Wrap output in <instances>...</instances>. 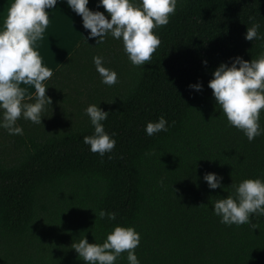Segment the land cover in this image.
Masks as SVG:
<instances>
[{"label": "trees", "instance_id": "1", "mask_svg": "<svg viewBox=\"0 0 264 264\" xmlns=\"http://www.w3.org/2000/svg\"><path fill=\"white\" fill-rule=\"evenodd\" d=\"M254 22L264 34V0H178L142 67L122 41L87 35L45 82L43 124L19 118L23 135L0 128V264H85L71 244L103 243L116 225L140 233L141 264H264V216L226 225L213 212L233 185L264 178V135L249 141L230 126L208 87L221 62L264 52V39H245ZM95 55L118 83L101 82ZM197 82L202 90L189 88ZM89 104L109 112L103 124L116 133L103 157L83 141L94 132ZM161 115L168 131L147 135ZM207 172L223 187L210 189ZM100 209L116 219L95 216ZM116 264H128L126 251Z\"/></svg>", "mask_w": 264, "mask_h": 264}, {"label": "clouds", "instance_id": "2", "mask_svg": "<svg viewBox=\"0 0 264 264\" xmlns=\"http://www.w3.org/2000/svg\"><path fill=\"white\" fill-rule=\"evenodd\" d=\"M57 3L58 0H10L6 12L0 13V128L10 135H23V128L17 124L21 117L43 124V113L52 104L46 94L49 84L45 82L53 76V70L44 65L35 45L49 25L48 10ZM66 4L82 17L84 29L90 30L88 38H97L96 44L103 43L107 36L122 41L130 62L142 67L152 59L161 43L155 30L169 23L178 0H97V9L102 5L105 11L90 9L89 0H66ZM259 28L256 22L247 26L245 39H264ZM230 60V64L221 62L214 69L208 87L229 125L243 131L252 141L264 135L260 123L264 110V52L250 61L240 56ZM93 63L103 84L118 83V73L105 66L103 56H93ZM22 85L33 86L34 97ZM189 88L200 91L203 85L192 83ZM84 111L94 127L92 135L83 137L84 143L101 157L111 153L116 146V133L106 131L103 124L109 112L99 104H89ZM169 127V122L161 115L158 120L147 122L145 132L151 136L166 132ZM203 179L210 189L223 187V177L217 173L207 172ZM233 187L234 193L213 203V212L221 223L252 224L253 215L264 216V178H246ZM94 213L100 218L107 216L109 220H115L117 215L104 209ZM252 226L255 228L254 224ZM140 240V233L133 226L116 225L103 243H89L84 236L72 243L71 248L85 264H116L125 251L128 264H141L135 252Z\"/></svg>", "mask_w": 264, "mask_h": 264}, {"label": "crops", "instance_id": "3", "mask_svg": "<svg viewBox=\"0 0 264 264\" xmlns=\"http://www.w3.org/2000/svg\"><path fill=\"white\" fill-rule=\"evenodd\" d=\"M9 3L10 0H0V13L6 12ZM87 6L92 10L105 11L102 5L97 9V0H89ZM48 11L49 25L35 47L42 56L44 65L54 71L90 30L84 29L82 17L68 8L66 0H58L57 5ZM22 87H26L32 95L35 93L33 86L22 85Z\"/></svg>", "mask_w": 264, "mask_h": 264}]
</instances>
